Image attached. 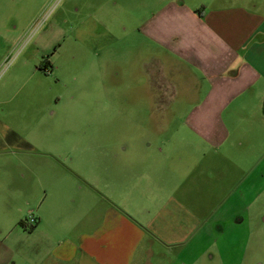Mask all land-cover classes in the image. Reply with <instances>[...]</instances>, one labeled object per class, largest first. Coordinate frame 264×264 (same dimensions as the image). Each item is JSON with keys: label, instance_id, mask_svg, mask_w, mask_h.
<instances>
[{"label": "crops", "instance_id": "crops-1", "mask_svg": "<svg viewBox=\"0 0 264 264\" xmlns=\"http://www.w3.org/2000/svg\"><path fill=\"white\" fill-rule=\"evenodd\" d=\"M86 10L78 34L96 51L104 98L158 116L157 139L129 127L68 165L78 143L1 138L0 264H143L153 243L189 252L212 189L228 175L264 177V0H91Z\"/></svg>", "mask_w": 264, "mask_h": 264}, {"label": "rangeland", "instance_id": "rangeland-1", "mask_svg": "<svg viewBox=\"0 0 264 264\" xmlns=\"http://www.w3.org/2000/svg\"><path fill=\"white\" fill-rule=\"evenodd\" d=\"M90 4L91 0H0V139L14 131L38 146L48 145L45 141L53 146L78 143L66 149L68 165L70 159L87 157L85 147L92 143L127 138L129 132L123 130L129 127L141 124L143 135L157 139L154 123L159 117L143 109L154 101H142L144 112L135 114L138 110H129L123 98L107 103L98 86L92 67L96 51L83 48L86 42L78 34L88 20ZM127 27H116L117 47L126 43ZM117 52L122 59V48ZM131 134L135 139L140 131ZM53 146L45 150L55 152ZM103 152L101 156L107 154ZM248 175L239 180L228 175L220 190L212 175V183L218 185L212 189V209L202 226L204 237L202 227H197L189 252L183 246L153 243L143 264H264V177ZM30 215L24 218L28 228Z\"/></svg>", "mask_w": 264, "mask_h": 264}, {"label": "built area", "instance_id": "built-area-1", "mask_svg": "<svg viewBox=\"0 0 264 264\" xmlns=\"http://www.w3.org/2000/svg\"><path fill=\"white\" fill-rule=\"evenodd\" d=\"M29 223H30L31 225H35V224H36V220H35L32 216H30V217H29Z\"/></svg>", "mask_w": 264, "mask_h": 264}]
</instances>
